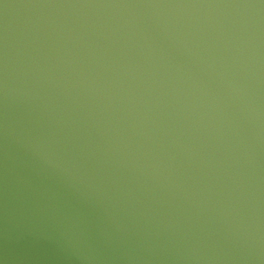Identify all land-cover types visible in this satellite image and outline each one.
<instances>
[{"label": "water", "instance_id": "1", "mask_svg": "<svg viewBox=\"0 0 264 264\" xmlns=\"http://www.w3.org/2000/svg\"><path fill=\"white\" fill-rule=\"evenodd\" d=\"M0 264H264V0H0Z\"/></svg>", "mask_w": 264, "mask_h": 264}]
</instances>
